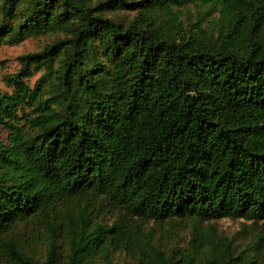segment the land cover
<instances>
[{"label":"trees","instance_id":"trees-1","mask_svg":"<svg viewBox=\"0 0 264 264\" xmlns=\"http://www.w3.org/2000/svg\"><path fill=\"white\" fill-rule=\"evenodd\" d=\"M43 37L0 91V264H264L200 229L264 221V0H0V46Z\"/></svg>","mask_w":264,"mask_h":264},{"label":"rangeland","instance_id":"rangeland-1","mask_svg":"<svg viewBox=\"0 0 264 264\" xmlns=\"http://www.w3.org/2000/svg\"><path fill=\"white\" fill-rule=\"evenodd\" d=\"M51 39L47 37L39 39H28L19 46H0V91L9 92L10 89L6 87L4 83V77L15 73L19 68V58L23 55L34 53L39 51L44 44L50 42ZM37 76L32 79L30 85H33ZM6 139V133L0 128V140ZM149 228L156 230L158 237L162 238L163 247L172 248L176 243L172 241L170 235V227L168 224H163L162 227L149 224ZM200 229L204 233H213L220 239H226L230 242V246L236 254L252 253L253 255L257 251H261V259H264V221L258 223L247 222L244 220H230L221 219L219 221H212L200 226ZM190 229L186 228L185 223L182 228H178L177 242L180 245H185L190 237ZM261 240L258 245V241ZM30 251L38 253L42 250L43 245L39 239L33 241L29 245ZM124 254L116 255L113 260L116 264H122Z\"/></svg>","mask_w":264,"mask_h":264}]
</instances>
